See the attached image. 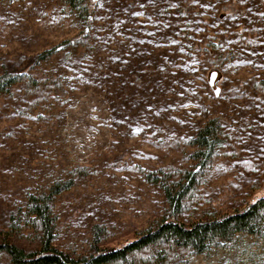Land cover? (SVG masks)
I'll return each instance as SVG.
<instances>
[{"label":"rangeland","instance_id":"374dc122","mask_svg":"<svg viewBox=\"0 0 264 264\" xmlns=\"http://www.w3.org/2000/svg\"><path fill=\"white\" fill-rule=\"evenodd\" d=\"M90 33L62 0H0V73L58 77L66 95L37 107L0 93V230L57 181L55 244L87 254L168 213L147 171L183 162L181 145L214 116L224 144L186 221L241 209L264 187V0H95ZM64 46L46 59L39 55ZM215 72L213 81L211 75ZM21 110H24L22 112ZM186 264H264V237L240 235Z\"/></svg>","mask_w":264,"mask_h":264},{"label":"trees","instance_id":"16d2710c","mask_svg":"<svg viewBox=\"0 0 264 264\" xmlns=\"http://www.w3.org/2000/svg\"><path fill=\"white\" fill-rule=\"evenodd\" d=\"M95 0H62L64 9L85 21L90 33ZM66 43L45 50L39 59L58 52ZM20 86L26 115L50 99L66 95L58 77L30 71L0 73V93ZM255 86L264 98V80ZM24 110H21L24 112ZM222 119H207L196 134L180 147L183 162L147 171L145 179L161 187L168 213L145 231L121 244L110 245L105 225L93 226L94 239L87 254L62 250L55 244L58 214L56 196L73 185V179L57 181L28 196L27 203L11 215L8 228L0 230V264H186L190 258L214 248H233L240 235L264 237V191L241 209L216 212L208 218L186 221L184 216L200 194L205 172L223 146ZM264 190V187H263Z\"/></svg>","mask_w":264,"mask_h":264},{"label":"water","instance_id":"95a60500","mask_svg":"<svg viewBox=\"0 0 264 264\" xmlns=\"http://www.w3.org/2000/svg\"><path fill=\"white\" fill-rule=\"evenodd\" d=\"M214 76H215V72H213L212 75H211V81H213Z\"/></svg>","mask_w":264,"mask_h":264}]
</instances>
